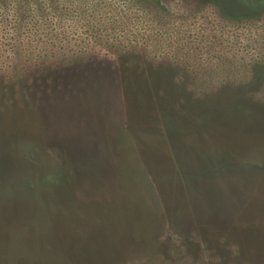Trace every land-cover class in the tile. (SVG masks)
<instances>
[{
    "label": "rangeland",
    "instance_id": "rangeland-1",
    "mask_svg": "<svg viewBox=\"0 0 264 264\" xmlns=\"http://www.w3.org/2000/svg\"><path fill=\"white\" fill-rule=\"evenodd\" d=\"M216 1L0 0V264L73 230L3 181L13 140L73 157L97 264H264V0Z\"/></svg>",
    "mask_w": 264,
    "mask_h": 264
},
{
    "label": "trees",
    "instance_id": "trees-1",
    "mask_svg": "<svg viewBox=\"0 0 264 264\" xmlns=\"http://www.w3.org/2000/svg\"><path fill=\"white\" fill-rule=\"evenodd\" d=\"M212 1L215 2L216 0ZM49 4H51V2H49ZM50 6L51 5H49V7ZM222 8L223 7L221 5L219 11H221V13H223L222 15L227 19L239 21V19L243 18V15L240 13ZM213 16H217V11L213 13ZM4 18L5 22L13 21L9 15H6ZM1 23L3 22L1 21ZM4 38L5 36H3L2 40ZM37 40L45 41L46 38L39 36ZM5 58L9 61L10 56H5ZM258 68L260 70L258 72L260 75L259 79H264V65L261 67L259 66ZM253 85H255V82H250L248 84L249 87H252ZM9 142V145L3 150L6 155H9V160L7 159L6 161V163H8L6 165L7 176L3 175V181L6 183L11 181V185L15 184V190H10L15 191L18 194H20L22 190V194L20 195H24V189L27 187H38L42 191V194L40 195L43 198L46 209L48 208V214L54 215L53 218H57L58 223L61 222L60 225L62 224L66 227L70 225L73 229L72 235L69 237L62 234L59 230L54 233L52 231L53 239L58 242L57 253L59 256H63L65 258L67 261L65 264H82V262L84 264H97L113 259L118 252L117 246L119 247L118 240L114 237V235L102 236V233L93 227V230H89V233H86L88 239L85 244L82 242L83 239L80 237L79 229L88 222L87 220L95 221L93 217H87V219L81 217V215L84 214V208L87 206L86 209L90 210L88 211V213H90L89 215H94L98 214L94 213L97 211L98 207L95 206V208H93L89 206L85 203V200L81 198L79 194V190L81 188H77L78 184H75L72 180V177H75L73 174L74 172L72 171L71 177L66 166L68 163H71V159H73V157L70 156L66 159V161H64L65 157L62 154H49L47 150H39L40 155H38V150L29 147V144L24 141L18 142V140H13ZM39 156L47 165L53 166L52 171L46 173L47 176L44 175V178L41 177V175L38 177L35 172L36 166L41 162ZM26 164L30 167L27 168ZM61 176L66 177L62 178ZM49 222L50 224L52 223L51 221ZM87 224L91 225L92 223L88 222ZM32 250L33 247L30 248V251ZM7 253L5 256L10 259V252L8 254ZM42 253L45 254V257L43 254L41 256L39 253L38 259L41 257V261H37L33 254L30 253L28 256L26 254H17L15 262H17L16 264H53V261H51L47 256V250L46 252L43 250Z\"/></svg>",
    "mask_w": 264,
    "mask_h": 264
}]
</instances>
